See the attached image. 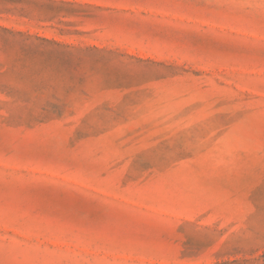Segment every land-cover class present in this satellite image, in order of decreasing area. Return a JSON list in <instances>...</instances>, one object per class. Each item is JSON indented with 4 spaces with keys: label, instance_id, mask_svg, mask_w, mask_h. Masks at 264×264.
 Here are the masks:
<instances>
[{
    "label": "rangeland",
    "instance_id": "374dc122",
    "mask_svg": "<svg viewBox=\"0 0 264 264\" xmlns=\"http://www.w3.org/2000/svg\"><path fill=\"white\" fill-rule=\"evenodd\" d=\"M0 264H264V0H0Z\"/></svg>",
    "mask_w": 264,
    "mask_h": 264
}]
</instances>
